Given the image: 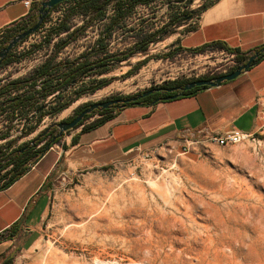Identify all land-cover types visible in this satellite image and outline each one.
<instances>
[{
  "label": "rangeland",
  "instance_id": "rangeland-1",
  "mask_svg": "<svg viewBox=\"0 0 264 264\" xmlns=\"http://www.w3.org/2000/svg\"><path fill=\"white\" fill-rule=\"evenodd\" d=\"M203 2L209 1L149 0L135 5L105 39L107 52L129 48L176 14ZM101 31L82 53L94 46ZM153 49L155 43L148 52L161 53ZM25 51L30 52L0 66V80L29 75L48 54L43 47L12 54ZM143 57L136 53L112 62L107 72L85 77L88 84L92 78L109 81L38 123L34 118L28 122L14 119L0 145L14 140L12 147H23L51 123L71 117L84 103L131 95L172 80L217 75L232 65L227 55L209 47L197 53L179 51L169 58H151L125 76ZM73 95L70 89L59 101L48 97L46 111ZM8 124V110L0 112V132ZM33 125L34 130L24 134ZM57 131L37 142L34 150L45 147ZM183 137L201 140L193 134ZM202 140L207 146L195 156L162 144L106 168L74 175L58 166L40 239L25 256L11 251L15 256L10 264H264V126L254 142L217 146ZM63 173L67 175L64 180Z\"/></svg>",
  "mask_w": 264,
  "mask_h": 264
},
{
  "label": "crops",
  "instance_id": "crops-1",
  "mask_svg": "<svg viewBox=\"0 0 264 264\" xmlns=\"http://www.w3.org/2000/svg\"><path fill=\"white\" fill-rule=\"evenodd\" d=\"M24 1L0 0V32L6 34L29 21L32 7L38 0H29V5H25ZM73 4L72 1H64L51 9L41 29L25 38L19 44V50H29L30 47L38 51L43 47L49 54L59 37H64L83 22L81 14L69 15V30L53 34L48 44L38 46L48 29L56 26ZM62 5H66L67 10L58 15L57 10ZM111 14L109 11L87 27L76 40L62 48L58 55L65 57H57L56 61L77 58L86 44L94 42L98 30L101 31ZM50 23L52 26L47 27ZM213 43H222L249 55L260 48L264 44V0H211L198 15L156 42L155 49L151 51L162 53L179 47L181 52L191 53V50L203 46L209 48L208 45ZM213 49L227 55L231 59V67L236 64L232 53ZM32 65L24 67L22 72L29 70ZM224 73L227 71L220 74ZM262 96L264 54L238 76L222 81L218 86L202 88L194 94L159 100L153 104H130L108 112L109 117L82 130L83 125L98 116L84 120L79 127L65 133L37 160L32 161L24 174L0 190V235H7L11 225L12 230L17 231L12 239L0 237V261L6 258L8 252L14 251L25 256L35 248L52 191V186L45 188L44 184L51 171L58 167L59 160L63 161L61 169L74 175L86 169L128 160L136 152L162 144L195 156L206 148L202 140L204 138L233 128L255 132L261 125L257 98ZM192 134L201 140L183 137Z\"/></svg>",
  "mask_w": 264,
  "mask_h": 264
},
{
  "label": "trees",
  "instance_id": "trees-1",
  "mask_svg": "<svg viewBox=\"0 0 264 264\" xmlns=\"http://www.w3.org/2000/svg\"><path fill=\"white\" fill-rule=\"evenodd\" d=\"M42 0H38L32 7L31 10V18L27 23L32 26L36 21L37 11L40 7V2ZM72 1L74 4L69 10L65 13L63 19L56 25L48 29L46 35L42 39V42L38 45L39 47L46 43L50 42L51 36L53 34H59L60 31H68L70 25L68 23L69 15L73 13L81 14L83 17V22L68 31L64 37H59L56 42L53 43V47L51 48L49 54L45 57V59L34 69L31 73L25 77H17L8 79L5 82L0 84V112L8 110L9 116V124L7 125L6 130L0 132V139L4 138L8 130L13 126V120L18 118H23L28 122V120L35 119V122L38 123L44 116L48 114H53L58 112L59 110L67 107L71 102L75 101L81 94L86 92H92L95 89L101 87L106 84L109 79H98L95 78L89 79V84L85 81V77L93 76V74H102L107 72L109 66L112 62L121 61L123 59H128L136 53H141L144 57L138 61H136L130 68L125 72V76H128L141 65L145 64L149 59H164L174 56L181 49L174 48L173 50H169L163 53L150 54L148 52V47L151 43H156L162 40L167 34H171L174 32L175 28L187 23V21L196 15H198L201 11L205 9V7L210 3L203 2L199 7L195 9H187L182 12L176 14L171 20L167 23L161 25L158 29L153 32L146 33L139 38L132 46L129 48L118 51V52H107L105 39L108 38L112 32V30L121 24V22L129 15L132 8L139 4L144 3L149 0H67ZM109 8L113 9L112 14L110 15L108 22L105 23L100 37L96 40L94 46L87 52L80 54L74 60H64V61H56V57L60 50L64 48L68 43L77 39L79 35H81L87 27L93 24L98 19L103 18L107 10ZM21 27V26H20ZM12 29V31H7L5 34V38L0 48L6 46L7 42L17 34L19 28ZM185 30H189L185 28ZM211 48H219L224 49L228 53H232L236 64L232 66L227 72H231L238 67V65L243 64L247 61L249 54H244L236 49H231L222 43H213L208 45ZM207 47L203 46L197 49H193L191 53H197L205 50ZM259 48H257L258 50ZM92 51V52H91ZM256 51V50H255ZM30 51H25L17 56L12 54V50L7 54V56L2 61L1 65L11 62L13 60H19L25 54ZM89 53L86 57L85 54ZM264 54V51L260 53V55L254 59L257 60ZM94 56V59H90ZM253 61V62H254ZM212 76H200L197 78H210ZM197 78L184 79V80H172L167 83L169 86L176 85H184L189 81ZM69 87L64 89L66 86ZM207 86H195L189 90H186L183 95L194 94L197 90L206 88ZM152 88V87H150ZM74 89L73 97L61 104L57 107H53L50 111H46L48 105L45 106L42 110H40L36 115L31 118L29 116L38 109L41 105L45 103L48 97L52 96L56 92L59 93L52 97V102L59 101L62 98V95L67 90ZM15 92V94H12ZM140 92H136L131 95L124 96H114L112 98H127L133 95H136ZM156 97L152 95H147L140 99L142 103H151ZM92 103V102H91ZM89 103L82 104L75 112L81 111L84 109ZM133 104L131 102L126 103L125 106ZM120 109L117 105L112 107L104 108V109H95L91 113L86 114L82 121L79 124H82L85 119L90 117L91 115L98 113L100 117L94 119L89 124L83 125L82 130L86 129L89 126L96 125L103 121L105 118L109 117L108 112ZM78 124V125H79ZM35 126L29 127L24 134H28L34 130ZM44 130V129H43ZM41 130V131H43ZM48 132L44 136H40L37 140H35L34 144L25 148L23 147H12L14 144V140L9 141L5 145H0V190L8 187L12 184L17 178H19L24 172L27 170V161H35L42 154L44 147L42 149L34 150L37 142L44 139L46 136L50 135ZM39 133L36 135L38 136ZM52 137V136H51ZM35 138V137H34ZM33 138V139H34ZM32 139V140H33ZM59 138L55 139L54 143L57 142ZM53 143H51L52 145ZM63 161L59 160L57 166L62 165ZM106 168V167H103ZM53 171L47 176V180L44 184L45 188H51L52 186V177ZM17 235V231L12 230V225L9 228L7 235L3 236L4 239H12ZM14 253L8 252L6 259L3 260V263L0 264H10L11 260L14 257Z\"/></svg>",
  "mask_w": 264,
  "mask_h": 264
},
{
  "label": "water",
  "instance_id": "water-1",
  "mask_svg": "<svg viewBox=\"0 0 264 264\" xmlns=\"http://www.w3.org/2000/svg\"><path fill=\"white\" fill-rule=\"evenodd\" d=\"M67 1V0H42L40 2V7L37 11V16H36V21L35 23L30 26L29 23H26L22 25L17 34L14 35L6 44V46L0 48V66L4 58L7 56V54L20 42H22L25 38H27L29 35L34 34L37 32L40 27L42 26L45 17L49 13L51 9H53L56 5L59 3ZM264 51V44L256 51H254L247 59V61L243 64L238 65L236 69H234L231 72H227L224 74L220 75H215L210 78H197L189 81L188 83L184 85H176L172 86L169 88H163V87H155V88H148L146 90L141 91L140 93L133 95L131 97L127 98H109L105 100H100V101H95L92 103H89L84 109H82L76 116H74L72 119L66 121V120H60L58 122L51 123L49 126H47L43 131L39 133L38 136H36L33 140L30 141V144L33 145L35 140H37L40 136H44L49 128L51 126H56L57 127V133H55L50 141H48L44 147L43 153L49 149L51 146V143H54L55 139L59 138L63 132H66L67 130L77 128L82 121L83 117L86 114L91 113L95 109H104L108 107H112L114 105H117L118 108H122L126 105V103H133V104H140L141 101L140 99L157 91H166V92H174L169 95H165L162 97H156L151 104L158 102L159 100H167V99H172L176 98L178 96H181L184 94L186 90H189L195 86H218L221 84L222 81L225 80H231L238 76L242 71L246 70L254 61L255 58H257L260 53ZM92 52V51H91ZM89 53L85 54L84 57H86ZM69 87L66 86L64 89H67ZM59 93L56 92L53 94L51 97H55ZM50 101H46L43 105H41L38 109H36L30 116L29 118H32L34 115H36L40 110H42L45 106L49 104ZM79 124V125H78Z\"/></svg>",
  "mask_w": 264,
  "mask_h": 264
},
{
  "label": "built area",
  "instance_id": "built-area-1",
  "mask_svg": "<svg viewBox=\"0 0 264 264\" xmlns=\"http://www.w3.org/2000/svg\"><path fill=\"white\" fill-rule=\"evenodd\" d=\"M24 3H25V5H29V0H25ZM66 10H67V6L66 5H62L57 10V14L58 15H62V14L65 13ZM108 10L113 12L112 8H109ZM108 10H107V13L109 12ZM50 26H52L51 23L47 27H50ZM41 27H40V29H41ZM4 38H5V34L3 32H0V46L3 43ZM18 46H19V44L16 45L12 49V51L16 49L15 52L18 53V51H19ZM5 81H6L5 79L0 80V84L5 82ZM12 94H15V92H13ZM261 98L263 99L262 102L260 101ZM257 103L260 106L259 116H260V120H261V125L259 126V128L255 132H246V131H242V130L233 128V129H231L229 131H226L224 133H221V134H218V135H215V136H212V137H207L205 140L210 141V142L214 143L217 146H226V145L238 144V143H243V142H254V141H256V133L258 132V130L260 128H262L264 126V96L258 97L257 98ZM95 116L100 117V115H95ZM10 130H11V128L8 130V132H10ZM12 137L13 136H11V135L9 136V138H12ZM4 140H6V136L4 138L0 139V142L4 141ZM66 177H67L66 173H63L61 179L64 180Z\"/></svg>",
  "mask_w": 264,
  "mask_h": 264
},
{
  "label": "flooded vegetation",
  "instance_id": "flooded-vegetation-1",
  "mask_svg": "<svg viewBox=\"0 0 264 264\" xmlns=\"http://www.w3.org/2000/svg\"><path fill=\"white\" fill-rule=\"evenodd\" d=\"M155 87L169 88V87H172V86H169V85H167V84H162V85L154 86V87H152V88H155ZM172 93H174V92L157 91V92H153V93H151L150 95H152V96H154V97H162V96L169 95V94H172ZM81 110H82V109H81ZM79 112H80V111H78V112H74V113L72 114L71 117L66 118V119H64V120L68 121V120L72 119V118H73L74 116H76ZM56 129H57L56 126H51V127L49 128L48 132L52 133V132L55 131ZM48 132H47V133H48ZM29 146H31V144L26 145L25 148H27V147H29Z\"/></svg>",
  "mask_w": 264,
  "mask_h": 264
}]
</instances>
